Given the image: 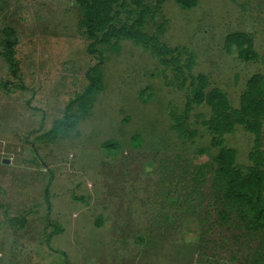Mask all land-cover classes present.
Returning <instances> with one entry per match:
<instances>
[{
	"label": "rangeland",
	"instance_id": "obj_1",
	"mask_svg": "<svg viewBox=\"0 0 264 264\" xmlns=\"http://www.w3.org/2000/svg\"><path fill=\"white\" fill-rule=\"evenodd\" d=\"M96 5L102 90L81 118L99 55L78 5L0 0L20 66L0 55V264H264L216 173L223 151L264 202V0Z\"/></svg>",
	"mask_w": 264,
	"mask_h": 264
},
{
	"label": "trees",
	"instance_id": "obj_2",
	"mask_svg": "<svg viewBox=\"0 0 264 264\" xmlns=\"http://www.w3.org/2000/svg\"><path fill=\"white\" fill-rule=\"evenodd\" d=\"M74 1L78 5L81 13L80 27L87 35L88 39L91 41L88 47V51L92 54L99 55V62L87 72V78L89 81L87 89L81 94V96L78 97V100L82 105V109L84 108L83 113L81 114V118H83L85 117V114L89 113L93 108V101L95 99V96L102 90L100 70L102 69L103 65V51L99 49V45L101 42L100 33L102 30V20L100 10L96 5L97 0ZM175 1L184 9L193 8L198 3V0ZM0 34L3 37L0 41V55L9 65L12 74L14 76H17L18 72L20 71L19 62L16 57L17 46L19 44L17 33L11 27H4L0 29ZM5 87H8L7 82L5 83ZM216 100L219 99H215L214 103L217 102ZM222 102L223 100L220 104H222ZM72 119L73 118L70 114V109L67 108L64 117L54 122L52 128L49 130V134L59 135L68 133L74 126V122ZM195 134L196 131L190 132V135ZM136 140H138V137L136 138ZM216 144L217 143L215 142L214 145L216 146ZM111 145H114V143H106L105 147H110ZM222 158L223 151H220V154L217 157L219 168L216 169V173L219 175V177L227 178V187L225 188L226 199L235 204H241L245 208L240 211L239 215L240 219L248 230L260 229L264 233V220L261 218V215L264 214V202H262L257 196L250 193V191H247L233 183L234 175L230 172L228 166ZM51 180L52 179H50L49 181L51 182ZM251 210H256V216L254 219H251L249 217L248 211ZM47 223L48 225L50 224L49 222ZM51 236L52 235H49V237Z\"/></svg>",
	"mask_w": 264,
	"mask_h": 264
},
{
	"label": "water",
	"instance_id": "obj_3",
	"mask_svg": "<svg viewBox=\"0 0 264 264\" xmlns=\"http://www.w3.org/2000/svg\"><path fill=\"white\" fill-rule=\"evenodd\" d=\"M4 162H5V163H9V160H5Z\"/></svg>",
	"mask_w": 264,
	"mask_h": 264
}]
</instances>
